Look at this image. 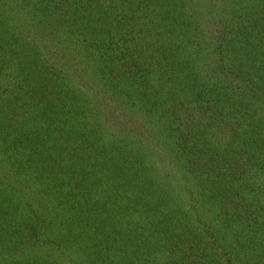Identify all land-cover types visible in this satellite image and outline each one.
Here are the masks:
<instances>
[{
	"label": "trees",
	"instance_id": "obj_1",
	"mask_svg": "<svg viewBox=\"0 0 264 264\" xmlns=\"http://www.w3.org/2000/svg\"><path fill=\"white\" fill-rule=\"evenodd\" d=\"M0 264H264V0H0Z\"/></svg>",
	"mask_w": 264,
	"mask_h": 264
}]
</instances>
